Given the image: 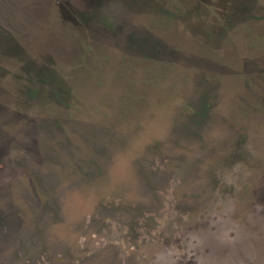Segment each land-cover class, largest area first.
I'll return each mask as SVG.
<instances>
[{"label": "rangeland", "instance_id": "rangeland-1", "mask_svg": "<svg viewBox=\"0 0 264 264\" xmlns=\"http://www.w3.org/2000/svg\"><path fill=\"white\" fill-rule=\"evenodd\" d=\"M4 7L9 9L7 1ZM163 9L153 10L159 16ZM167 10L160 14L164 25L185 40L169 37L164 59H135L137 75L121 76L123 82L116 71L123 60L77 59L73 53L81 44L91 46L85 33L89 42L99 40V32L111 48L120 47L132 30L127 21L101 14L102 21L83 31L70 28L72 39L59 38L60 27L6 21L18 46L10 42L16 55L0 59V134L13 118L38 109L47 130L40 129L41 138H21L20 128L12 130L18 138L9 130L0 135V152L11 154L0 169L6 175L12 169L24 181H42L36 166L50 175L45 172L48 183H19L24 200L14 223L0 206V264H146L161 253L168 264H264V231L240 210L255 207L264 214V166L251 153L257 130L264 129V74L256 70L263 64L264 20L255 21L264 19V0H168ZM152 24L161 30L160 20ZM34 42L44 43L43 53L29 54L35 52L27 43ZM132 78L135 84L126 85ZM68 95L84 104L68 102ZM17 148L34 150V162L26 155L17 159ZM157 151L165 158L181 153L182 160H165ZM230 153L238 158L225 167ZM122 165L136 183L117 182ZM237 165L258 183H231L230 189L228 183H193L209 180L214 168ZM69 237L74 243L68 250L63 242ZM231 244L240 247L224 246Z\"/></svg>", "mask_w": 264, "mask_h": 264}, {"label": "flooded vegetation", "instance_id": "flooded-vegetation-1", "mask_svg": "<svg viewBox=\"0 0 264 264\" xmlns=\"http://www.w3.org/2000/svg\"><path fill=\"white\" fill-rule=\"evenodd\" d=\"M6 1L9 6V9L8 8L5 9L4 7ZM156 8H161V9L164 8L160 12L161 15L163 14L164 10H165L164 12L167 13L168 0H0V59L6 60L8 59V56L16 55L15 53L9 51L8 46L10 42L14 43L16 47L18 46V42H16L15 38L13 39L9 38V37H13L11 32L8 31L7 29H4L7 27L6 21H27L29 24H33L36 27L39 26L40 28H43L44 26L52 27V28L60 27L59 29L63 31L64 33L58 32L57 36L61 39L62 38L66 39L67 37L69 39H72L73 35L71 33V30H69L70 28L75 26V27L80 28V30L82 28L86 29L87 26H89L90 22L102 21L103 18L99 17V15L102 14V15L111 17L113 21H127L128 24L132 28V30L130 31V34L125 37V40L122 44L120 41H118V43L121 44L120 47L115 46L111 48L108 45V43H105L103 39L99 38L98 36V34H100L99 32H97V35H96V37L99 40H95V42L94 40L89 42L87 40V34L85 33L84 41L85 43L90 44L91 46L86 48L85 45L81 44V48H79V51L75 49L76 51L73 53V56L76 57L77 59L80 58V59H91V60L92 59L123 60L124 62H120L117 64L118 69L116 71L119 77L118 81L120 80L121 76H126L127 74L136 76L137 69L139 68V64L136 63L135 59H141V60L164 59L168 55L169 37H171V39L174 38V41H178L179 38H181L182 40H185V38L181 36L175 37V35H170L167 24L164 25L163 23L164 17H161L160 14L158 16L156 10L155 11L153 10ZM138 9L140 10L139 12H137ZM150 10L153 11L154 19H152V22L150 25L151 27L148 30V25L144 21H148L146 17L148 14L147 12ZM25 13H28V15H24ZM78 14H83L82 19L75 18V16ZM156 20L158 21L160 20V22H162V25L160 26L161 30L159 31L157 27H156L157 29H153L155 27L152 26L153 25L152 23L156 22ZM263 20L264 19L262 15H259L257 17V20L255 21H263ZM74 21H84V24H81V23L75 24L73 23ZM100 28L103 29L106 27L105 25H102ZM81 31H83V29ZM165 37L167 40L165 39ZM188 43L190 44L191 42L188 41ZM27 44H28V50L32 49L35 52V53L33 52L29 53L30 55H34V54L38 55V54L43 53L41 52V50H43L44 48V43L34 42L32 44L30 43H27ZM19 48H22V47H19ZM10 49L12 48L10 47ZM259 57L262 60L263 64L261 63L260 65H258V67H256V70L257 72H260V74H264V67H262V65H264V55L261 54L258 56V58ZM107 66H109L108 63L103 65L102 66L103 68L101 69V71L102 70L104 71L105 70L104 67H107ZM134 80H135L134 78H132V80H127L126 85H131L129 84V81L130 83L135 84ZM127 87L130 88V86H127ZM243 96H247V95L243 94ZM247 97L249 98L250 96H247ZM128 98H131V96L128 95ZM67 100L70 103L73 100H75L77 103H80L82 105L84 104L81 100L75 99V96H71V95H68ZM246 106L249 107L251 105L250 103H248ZM118 109L121 110V107H118ZM43 118L44 117H43L42 111L38 109L34 115H31L28 117L21 115V116L13 118L11 120L12 122L10 121L11 124L6 125L4 130L6 132L9 130V132H11L14 129L20 128L21 130H23V132L18 131L17 135L21 138H26L28 134H32L33 137L38 136L41 138L40 129L47 130V128H44L41 126L43 125L41 124L42 123L41 119ZM48 118L53 121H56L57 119V117L52 116L51 114L47 116V119ZM257 125L259 124L257 123ZM256 129H257V126H256ZM260 129L257 130L259 131V134H260L259 142L251 149V153H253L252 155L257 156L259 159H261L260 165L264 166V129H262V127ZM6 132L4 134L1 133L0 135L4 136ZM12 133L14 136L17 137V135L13 131ZM1 151L2 153L0 152V163L2 162V165H4L3 163H5V160L8 159L7 156L11 154L8 153V149H5L4 151L1 150ZM33 153H34V150L30 148L29 149L28 148L27 149L17 148L16 158L18 159L20 155H26L27 161L28 160L33 161L31 160V157H30L31 156L30 154H33ZM153 154L156 156H159V155L162 157L164 156L163 159L165 160H170V156H172L173 158H171V160L175 163L182 160L181 153H178V152L176 153L169 152L168 153L169 158H165L166 155L163 153H158V151ZM110 155H116V153L112 152L111 154H109V156ZM235 158H238L237 154L235 155L234 153H230L226 155V158L224 159V162L226 163L225 167H229L228 164H230ZM18 161L17 162L15 161L16 163L13 162L10 166L14 167L15 164H18ZM165 165L167 166V164ZM4 168H7V166ZM38 168L40 167L36 166L35 172H38L37 173L38 175L40 172H42L41 174V177H43L42 181L37 176H36V179L24 181L23 179H19L16 176V174H14V171L12 169H10L12 173L10 175H6L4 173L5 171L3 169H0V206L2 210L4 211V214H5L4 217L6 216L8 220H12L11 223H14V220H15L14 214L17 216V211L19 209L17 207L18 201L24 200L22 198L23 196L22 193H20L19 183H48L49 182L47 181L48 180L47 175H50L49 171L47 169L39 171ZM121 171H122L123 180L117 181L118 183H127V184L136 183V182H133L134 180L132 179L131 169H127L125 166L122 165ZM240 171H242L245 176L243 177L240 176L239 175ZM45 172L46 173L48 172L47 175L45 174ZM210 173L212 174L216 173V176L213 178L211 174L210 175L211 178L209 180L200 181L201 179H197L193 183H197V182L198 183H202V182L204 183H228L227 187L229 189L233 186L231 183H258L256 181H248L247 177L253 174H251L250 171L244 169L242 166H238V165L235 167L234 170L228 171L225 168H220L219 170H217L214 168L210 170ZM238 175L240 177H238ZM260 180L261 181L259 183H264V179H260ZM161 188L162 190H160V199L163 203H165L164 201L165 193H163L164 188L162 185H161ZM223 193H224V196L228 195L231 197V195H229L230 193H227L226 191H224ZM250 198H251V195H250ZM13 205L16 207V212L13 210L14 208ZM254 208L247 207V208L240 209V210H246L247 220L249 218H253V220L256 221V224H257L255 225V227L257 226L260 231L262 227L260 226V224L264 223L263 222L264 214L260 211L259 208H256L257 210H255ZM19 214L20 215L24 214V216H26V214L23 213V211H21ZM79 216L78 215L76 216V220L79 219ZM26 219L27 221H30V217L27 216L25 220ZM87 222H90L89 218L87 219ZM255 227L254 228L250 227L249 230H253L255 232ZM86 230L85 232L87 233L88 231ZM70 238L71 237H69L68 239H65L63 242V243H66L68 250L72 248L71 246H73L71 243H74L72 238L71 239ZM52 242L53 240L49 241V243L51 244ZM205 245L206 244H204L203 246ZM81 246L83 247V244ZM224 246L226 248H229L230 250L240 247V246L237 247V245H233V244L224 245ZM45 247H46V244H45ZM176 250L178 254L177 257L178 258L181 257L183 254L181 247H177ZM194 250L197 251L196 248ZM259 251H261L262 253L264 252V242L259 246ZM187 252L189 251L187 250ZM161 254L162 255L160 256V258H158L159 256H157L155 260H149L147 261L146 264H159V262L160 263L163 262L162 264H168L166 261V253H161ZM227 261H228V264H233V263H230L229 260ZM221 264H226V263L222 262Z\"/></svg>", "mask_w": 264, "mask_h": 264}, {"label": "trees", "instance_id": "trees-1", "mask_svg": "<svg viewBox=\"0 0 264 264\" xmlns=\"http://www.w3.org/2000/svg\"><path fill=\"white\" fill-rule=\"evenodd\" d=\"M260 226H262L261 227V230H260V232H262V230L264 231V223L263 224H260ZM257 232H259V231H257L256 229H255V233H257ZM259 236V235H258ZM211 237H213L214 238V236H212V235H209V241H211L212 242V238ZM264 239V238H263ZM211 242H209V243H211ZM207 244H208V241H207ZM213 245V244H212ZM208 246V248H211V250H212V252H214V253H219L220 251V247H218V246H216V245H214V246H209V245H207ZM193 256H195V255H193ZM193 264H196V262L195 263H193Z\"/></svg>", "mask_w": 264, "mask_h": 264}]
</instances>
